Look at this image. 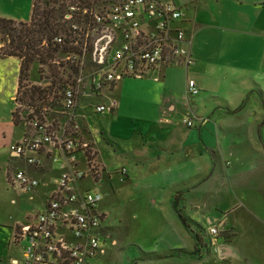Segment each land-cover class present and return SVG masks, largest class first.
I'll return each mask as SVG.
<instances>
[{
	"label": "crops",
	"instance_id": "obj_1",
	"mask_svg": "<svg viewBox=\"0 0 264 264\" xmlns=\"http://www.w3.org/2000/svg\"><path fill=\"white\" fill-rule=\"evenodd\" d=\"M181 1L186 18L179 25L190 38L194 64L188 70L164 67L158 81L126 78L106 95H86L75 110L78 137L94 147L95 161L100 164L89 116L99 115L94 104L113 106L112 111L100 113L108 122L102 134L133 162L136 175L146 173L144 168L150 163L152 178L163 187L169 181L185 187L184 182L190 181L197 192L184 190H191L185 203L188 211L199 218L204 214L210 215L209 220L217 218L218 225L229 232L228 241L216 240L215 264H264V0ZM0 58L20 60L16 93L11 96L18 105L22 59ZM190 79L196 81L200 94L189 95ZM255 96L262 97V102L248 100ZM15 110L11 137L14 128L23 126L16 125ZM186 110L197 114L188 118L207 121L188 127L179 114ZM22 132L17 142L23 140L24 128ZM11 155L22 163L15 170L24 169L41 182L35 192L42 200L41 211L46 196L56 188L54 182L69 166L63 167V159L56 161L54 151L34 153L41 168L27 165L12 151ZM125 167L130 175L134 173ZM11 174L8 171V181ZM174 192L166 195L171 204ZM177 217L181 220L179 213ZM29 219L14 227V242L20 226ZM200 240L197 250L202 252L200 247L205 246Z\"/></svg>",
	"mask_w": 264,
	"mask_h": 264
},
{
	"label": "built area",
	"instance_id": "obj_2",
	"mask_svg": "<svg viewBox=\"0 0 264 264\" xmlns=\"http://www.w3.org/2000/svg\"><path fill=\"white\" fill-rule=\"evenodd\" d=\"M91 3L89 29L84 32L83 28L88 37H85L81 54L89 52L90 59L86 66L85 59L75 61L78 72L73 81H64L57 87L60 112L64 115L62 124L52 129L54 122L46 121L48 116L40 107L27 109L29 121L25 122L24 138L11 147L29 166L41 168L34 153L52 154L54 151L58 156L54 157L56 161L63 159V167H72L77 154L84 152L91 173L86 149L89 143L78 137L75 123V110L81 99L86 95H106L126 78L158 81L164 67L188 70L195 62L188 33L179 25L186 18V12L176 0H91ZM72 8L79 7L73 5ZM74 16L73 11L65 15V19ZM81 30L79 24L72 25L75 34L80 35ZM63 37H56L55 41L63 44ZM195 82L193 79L188 82L190 96L201 93ZM112 109L113 106L104 103L95 105L96 113ZM71 121L73 126L69 127ZM196 121L195 117L185 119L188 127L195 126ZM200 121L207 120L201 118ZM69 167L54 182L56 188L46 196L44 208L20 226L15 242H25V245L21 256L9 264H95L97 258L107 253L104 246L107 218L100 207L105 197L98 184L96 188H80L78 184L87 171H73ZM9 183L15 190L29 194L31 199L41 186L39 179L24 169L13 171ZM208 230L211 242L218 240L219 226L210 225Z\"/></svg>",
	"mask_w": 264,
	"mask_h": 264
},
{
	"label": "rangeland",
	"instance_id": "obj_3",
	"mask_svg": "<svg viewBox=\"0 0 264 264\" xmlns=\"http://www.w3.org/2000/svg\"><path fill=\"white\" fill-rule=\"evenodd\" d=\"M176 1L178 4L182 2ZM98 6L101 8V5ZM32 11L33 0H0V18L12 19L18 23L30 22ZM72 11L77 15L80 9L72 8ZM79 26L82 28L79 31L81 34H75L72 31L73 36L82 38L85 34V37H88V32H83L84 25ZM55 55L56 61L51 59L48 63H42L38 59L32 63L30 76L27 80L25 79V86L19 93L18 105L11 96L16 93V77L19 73L20 60L0 58V264H7L11 258L21 256L25 242H14L12 236L14 227L18 222L25 223L27 218H33L42 204L39 195L30 199L29 195L19 194L9 183L8 171L12 173L17 167L22 166L21 161L12 159L11 147L22 136L23 128L27 130L25 122L29 121L28 113L34 106L40 107L47 114L46 121L54 122L52 129L59 128L62 124L61 118L64 116L61 115L58 98L60 83L62 79L67 82L73 81L77 74L74 71L75 61L85 59L83 64L86 66L90 59L89 52L79 55L62 47L55 52ZM129 79L131 82L136 78ZM261 99L262 97L255 96L248 100L256 104V100L262 102ZM129 101L130 99L128 103ZM15 109L17 116L19 118L21 116L20 124L24 127L14 128V134L11 137L9 129L12 124V112ZM26 110L28 113H25ZM179 114H182V122L185 125V119L188 116L197 115L193 110H186L184 113L181 111ZM42 116L44 117L43 114ZM89 117L96 137V148L100 154V164L95 161L94 147L88 142L89 146L86 149H88L87 155L93 172L88 171L84 152L77 154L74 167L70 166L69 170L87 171L85 178L79 182L78 186L96 188L98 184L99 191L105 197L100 207L105 211L107 218L104 230L107 236L104 244L107 253L97 258L95 264H188L189 261H192L190 264H215L219 256V250L216 248L218 241L211 242L208 228L210 225L219 226V220L212 217L209 220L208 214L200 218L196 217L188 211L185 204L188 193L191 190L197 192V187L191 185L190 181L184 182L185 187H181L182 183L178 185L176 181H169L164 185L165 187L161 186L160 181L156 182V179L152 178L151 171L148 169L150 163L145 166V170L143 169L146 173L136 175L133 162L129 161V158L112 142L104 139L102 132L104 125L108 123L104 122V116L100 113L97 116L91 113ZM196 119L198 124L205 123L200 121L199 117ZM72 126L71 121L69 127ZM125 165L133 170L132 175ZM194 182L197 184L196 181ZM188 188L191 189L189 192L182 193ZM173 190H175V201L171 204L167 201L166 195L171 194ZM218 193L217 189L214 195L218 196ZM13 199H16L17 203L14 204ZM189 207L191 209L193 205ZM193 209L196 210V207ZM212 209L216 208L212 207ZM178 213L186 222L177 217ZM219 228L218 240L224 238L228 241L229 232L220 226ZM198 238L205 246L200 247L202 252L197 250L199 249Z\"/></svg>",
	"mask_w": 264,
	"mask_h": 264
},
{
	"label": "trees",
	"instance_id": "obj_4",
	"mask_svg": "<svg viewBox=\"0 0 264 264\" xmlns=\"http://www.w3.org/2000/svg\"><path fill=\"white\" fill-rule=\"evenodd\" d=\"M75 4L79 7L80 12L72 19H65V15L73 12L71 6ZM90 5H93L91 0H33L30 22L18 23L12 19L0 18V57L11 56L22 59L19 93L25 86V79L27 80L30 76L32 63L36 60L39 59L42 63H48L51 59L56 61L55 52L60 47L82 54L85 35L82 38H75L72 34V25L74 23L84 25V32L89 29ZM85 10L88 11L85 12ZM56 37H63L64 43L56 42ZM77 42L78 44H76ZM74 69L77 73L78 68L74 67ZM63 82L62 79L60 84ZM55 88L57 89V87ZM19 93L17 100H20ZM29 96L33 98L32 95ZM14 121L16 125L21 122L17 116V110L14 112ZM184 192L186 191L182 193ZM173 198L175 199V195ZM180 218L186 222L182 216Z\"/></svg>",
	"mask_w": 264,
	"mask_h": 264
}]
</instances>
